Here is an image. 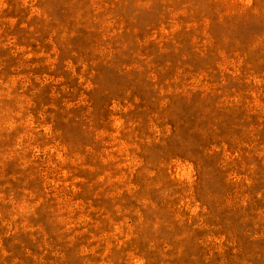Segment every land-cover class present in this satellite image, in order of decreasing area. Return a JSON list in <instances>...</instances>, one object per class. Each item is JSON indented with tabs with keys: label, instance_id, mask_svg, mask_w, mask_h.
Wrapping results in <instances>:
<instances>
[{
	"label": "rangeland",
	"instance_id": "374dc122",
	"mask_svg": "<svg viewBox=\"0 0 264 264\" xmlns=\"http://www.w3.org/2000/svg\"><path fill=\"white\" fill-rule=\"evenodd\" d=\"M0 264H264V0H0Z\"/></svg>",
	"mask_w": 264,
	"mask_h": 264
}]
</instances>
